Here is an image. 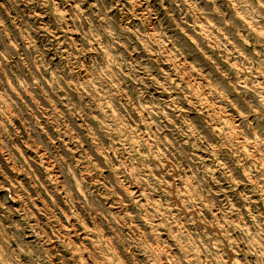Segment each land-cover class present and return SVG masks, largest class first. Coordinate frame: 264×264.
Wrapping results in <instances>:
<instances>
[{
  "label": "clouds",
  "instance_id": "clouds-1",
  "mask_svg": "<svg viewBox=\"0 0 264 264\" xmlns=\"http://www.w3.org/2000/svg\"><path fill=\"white\" fill-rule=\"evenodd\" d=\"M0 264H264V0H0Z\"/></svg>",
  "mask_w": 264,
  "mask_h": 264
},
{
  "label": "rangeland",
  "instance_id": "rangeland-1",
  "mask_svg": "<svg viewBox=\"0 0 264 264\" xmlns=\"http://www.w3.org/2000/svg\"><path fill=\"white\" fill-rule=\"evenodd\" d=\"M25 147L27 148V145H26ZM27 150L29 151V153H30L31 155H35V153H34L30 148H27ZM6 163H7V161H6ZM44 171L47 172V171H49V169L45 168ZM14 174L19 176V175H23V172H20V173H15V172H14ZM26 178H27V177H25V179H26ZM3 191L6 192L7 190L4 189ZM13 203H16V201H13Z\"/></svg>",
  "mask_w": 264,
  "mask_h": 264
}]
</instances>
